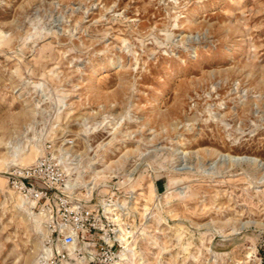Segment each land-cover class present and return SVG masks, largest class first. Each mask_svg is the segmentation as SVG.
Segmentation results:
<instances>
[{
    "label": "rangeland",
    "instance_id": "rangeland-1",
    "mask_svg": "<svg viewBox=\"0 0 264 264\" xmlns=\"http://www.w3.org/2000/svg\"><path fill=\"white\" fill-rule=\"evenodd\" d=\"M46 143L135 264H264V0H0V264H38L7 178Z\"/></svg>",
    "mask_w": 264,
    "mask_h": 264
},
{
    "label": "built area",
    "instance_id": "built-area-1",
    "mask_svg": "<svg viewBox=\"0 0 264 264\" xmlns=\"http://www.w3.org/2000/svg\"><path fill=\"white\" fill-rule=\"evenodd\" d=\"M55 151L52 143L44 144L40 157L28 166L16 167L7 178L13 192L46 216L43 223L46 234L38 264H72V261L79 264L81 258L86 261V253L91 256L87 264H116L126 248L121 235L124 233L119 231L116 216L106 213L105 209H116L122 202L113 199L114 191L109 198L97 200L95 191L88 195L84 190V195L80 186L69 188L63 160ZM119 218L126 233L124 238L132 243L125 215ZM91 234L95 238L86 240ZM80 242L92 251L84 253L77 249Z\"/></svg>",
    "mask_w": 264,
    "mask_h": 264
},
{
    "label": "bare ground",
    "instance_id": "bare-ground-1",
    "mask_svg": "<svg viewBox=\"0 0 264 264\" xmlns=\"http://www.w3.org/2000/svg\"><path fill=\"white\" fill-rule=\"evenodd\" d=\"M221 158H224V156H222V155H220V159ZM35 161V160H34ZM242 161L244 162V161H246L247 163H251V162H253V165H254V167L256 168L257 166H258V164H257V161L255 160V159H248V158H245V157H231V158H229V162H231V163H242ZM68 175V174H67ZM68 180H69V177H68ZM67 185H68V187L69 188H75V187H78V184L77 185H73L72 183H70V181H67ZM87 192H88V190H87ZM94 192V191H93ZM88 193H90L89 195H91V193L92 192H88ZM93 194V193H92ZM23 200V199H22ZM24 201V200H23ZM25 202V201H24ZM25 204L31 209V211H32V213H35V216L39 219V221L41 222V227L43 228V234H42V239L44 238L43 236L46 234L45 233V230H44V225H43V223H44V220H45V218H46V216H44V214H41V213H36L35 211H33V209H32V206L30 205V204H28V203H26L25 202ZM122 204H124L123 202L121 203V205L120 204H118V205H116V209H105L106 210V213H108V214H111L112 216H116L115 217V219H116V221H117V224H118V226H119V231H121V229L120 228H122L121 226H122V221L120 222V224H119V219H118V213H114V211H117V212H121V213H119V217L121 216V215H125V208H123L122 207ZM125 205V204H124ZM31 213V216L32 217H34V215ZM129 214V213H128ZM35 217V218H36ZM121 220V219H120ZM122 230L124 231V229L122 228ZM123 233V232H122ZM123 235V234H122ZM123 237V236H122ZM123 240H124V243L126 244V248H125V250H123V252L120 254V256H119V260L116 262V264H135V254H134V252L131 250H127L128 249V246H129V243L128 242H126V240L127 239H125L124 237H123ZM70 250H72V248H69V251ZM78 262H79V264H87V262L84 260V259H79L78 260Z\"/></svg>",
    "mask_w": 264,
    "mask_h": 264
}]
</instances>
